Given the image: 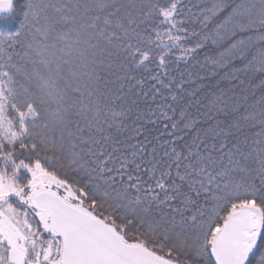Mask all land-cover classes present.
I'll return each instance as SVG.
<instances>
[{"label":"snow or ice","instance_id":"snow-or-ice-1","mask_svg":"<svg viewBox=\"0 0 264 264\" xmlns=\"http://www.w3.org/2000/svg\"><path fill=\"white\" fill-rule=\"evenodd\" d=\"M0 264H264V0H0Z\"/></svg>","mask_w":264,"mask_h":264}]
</instances>
